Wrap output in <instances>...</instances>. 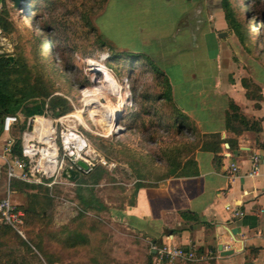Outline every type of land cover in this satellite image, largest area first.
Returning a JSON list of instances; mask_svg holds the SVG:
<instances>
[{"label":"rangeland","instance_id":"rangeland-1","mask_svg":"<svg viewBox=\"0 0 264 264\" xmlns=\"http://www.w3.org/2000/svg\"><path fill=\"white\" fill-rule=\"evenodd\" d=\"M4 1L11 26L2 31L11 46L2 54L12 56L15 62L12 85L37 87L41 95L49 93L65 99L64 107L59 105L55 111L73 115L71 119L99 158L107 162H97L92 172L102 167L107 174L98 184L87 177L91 172H84L80 179H88L87 184L58 179L52 186L17 187L24 200L22 208L34 207L43 216L27 215L23 239L14 233L2 237L0 224V264H42V259L67 264H145L151 256L150 240L132 235L114 221L108 215L109 208L132 203L137 183L156 185L172 177L174 170L173 176L191 172V155L198 137L192 131L176 135L169 130L172 105L161 97L164 81L157 78L150 62L125 53L142 51L120 47L146 49L165 63L170 61L171 42L152 41L142 48L140 35L124 34L111 11L109 17V11L99 15L106 0H30V7L33 2L37 7L30 12L15 8L11 0ZM232 2L243 12L240 19H246L253 32H259L251 10L261 9L259 15L264 18V0ZM3 9L2 2L0 13ZM260 27V34L253 36L249 48L238 41L231 27L229 30L249 60L264 64V21ZM142 28L145 32L150 28L152 35L159 29L170 33V26L166 25ZM99 34L112 47L101 45ZM164 52L166 55L161 56ZM172 75L176 79L179 73ZM84 92L115 109L118 126L109 128L96 122L82 99ZM48 112L54 115L53 109ZM96 200L107 208L99 209ZM200 261L201 257L195 254L189 263L208 262Z\"/></svg>","mask_w":264,"mask_h":264},{"label":"crops","instance_id":"crops-1","mask_svg":"<svg viewBox=\"0 0 264 264\" xmlns=\"http://www.w3.org/2000/svg\"><path fill=\"white\" fill-rule=\"evenodd\" d=\"M110 11L124 34L140 35L142 48L152 41L171 42L165 63L146 49L120 48L142 51L168 77L173 102L198 128L199 145L191 155L196 173L135 187L134 201L109 208L108 215L132 235L150 240L145 264H169L158 258L157 248L164 244L193 251L200 263L208 261L204 264H264V64L238 49L222 0H106L99 15L109 17ZM155 24L170 26V33L159 29L152 35L150 28H142ZM10 46L0 27V54ZM172 73L179 76L174 79ZM16 115L12 130L0 134V199L11 189L13 201L23 206L22 193L12 187L19 180L8 179L2 158L7 140L21 142L27 128L26 117ZM214 135L223 140L217 154L202 148ZM256 153L262 159L257 173L250 174ZM232 162L239 166L233 180L228 175ZM227 204L245 214L234 216ZM42 264L67 263L42 259Z\"/></svg>","mask_w":264,"mask_h":264},{"label":"built area","instance_id":"built-area-1","mask_svg":"<svg viewBox=\"0 0 264 264\" xmlns=\"http://www.w3.org/2000/svg\"><path fill=\"white\" fill-rule=\"evenodd\" d=\"M71 117V114L55 116L48 110L43 114L26 117L27 128L20 138L21 152L15 151L16 141L12 138L7 140L4 147L2 158L8 179H17L32 185L52 186L58 179L68 180L63 177V172L68 169L78 170L82 174L92 172L97 162L106 165L107 162L99 158L97 151ZM18 121V115H6L2 120L0 134L9 133ZM261 159L262 156L258 153L251 157L250 174L257 173ZM79 161L86 163L88 169H83L78 164ZM238 170V164L232 162L228 168V175L232 180ZM12 194L13 191L8 189L6 197L0 199V224L10 226L20 236L25 237V211L13 201ZM226 209L232 211L236 217L245 214L243 210L234 209L230 204L226 205ZM157 254L161 261L169 264L178 260H193L195 257L193 251L172 244H164L162 248L157 249Z\"/></svg>","mask_w":264,"mask_h":264},{"label":"trees","instance_id":"trees-1","mask_svg":"<svg viewBox=\"0 0 264 264\" xmlns=\"http://www.w3.org/2000/svg\"><path fill=\"white\" fill-rule=\"evenodd\" d=\"M223 1V8L225 11V16L226 20L229 24V26L232 28V30L235 32L237 35L238 39L240 42L248 47V43H251V40H253V36L255 34H260V25L264 21V18L262 16L260 17L259 11H257L254 8V11L251 9V17H253L254 24L257 26V32H253L250 24L246 22V19L242 18L240 19V16H242L243 12L242 10H239L234 6L232 0H222ZM3 11L0 13V27L4 31H8L9 27L11 26V22L8 20L7 15L8 13L5 10V1H3ZM37 7H34V2L31 4L30 9L36 10ZM39 25H42L41 20H38ZM96 30V29H95ZM100 37L98 38L99 42L101 45H110L108 41L103 39V36L99 34ZM111 49V48H110ZM252 49V47H251ZM128 53L129 56L136 57L138 59H145L146 62H150L152 65V71H154L157 75V78L162 79L165 84V90H164V95L161 96L162 98L166 99L172 106V114L170 115L169 122L171 123L170 126L168 127L169 130H173V132L176 135H184V133H187L188 131H192L195 135H198V128L192 121L189 120V118L184 115L176 106V104L173 102L171 98V92H172V87L169 82L168 77L146 56L142 54H133V53ZM52 65V64H51ZM65 69V68H64ZM15 72V62H13L7 54H0V128L2 126V120L6 115H16L18 112L22 113L25 117L32 116L34 114H43L45 111H50L51 109L54 110L53 114L59 115L60 112H56L55 109L60 105L63 106L66 104V100L62 98H57L49 94H43L41 95L40 89L37 87H14L12 85V80L11 77L14 75ZM38 97L40 99H38ZM149 97V96H148ZM232 109L238 110V107L235 105H232ZM233 114V118H236L237 116ZM230 120V119H229ZM228 120V122H229ZM211 140H205V142L202 145V148L204 150H210L215 152L216 154L220 152L221 150V145L223 140L221 139L220 136H211ZM198 142L196 144V147L198 146ZM195 147V148H196ZM15 151L16 152H21V142L18 141L15 146ZM217 159V156H216ZM95 172H91L87 177H89V180H92V183L98 184L103 178L104 175L107 174V171L102 168V167H97ZM176 170L173 171V174H175ZM197 171H192L191 173H196ZM189 173H184L182 175H190ZM172 174V176H173ZM86 177V176H85ZM80 179V178H79ZM88 179L86 178H81L78 180V183H84L87 184L89 182ZM21 184L25 186H37V185H32L28 184L25 182H20L16 181L12 183V187L17 188ZM41 186V185H38ZM143 184H138L136 187H141ZM84 201V198L81 197ZM96 203L99 205V209H106L105 204L99 203V201L96 200ZM87 205V204H86ZM22 207V206H21ZM25 216H24V225H23V230L26 232V227H27V217L29 216L30 213H33L34 216H43V212H40L39 214L36 213L35 208L31 207L30 209L25 210ZM28 215V216H27ZM185 215V214H184ZM2 237L7 236L8 234L14 233L16 236L22 238L14 229H12L10 226L2 225ZM23 239V238H22ZM48 259L49 257L46 256ZM49 263H53V260H49Z\"/></svg>","mask_w":264,"mask_h":264},{"label":"bare ground","instance_id":"bare-ground-1","mask_svg":"<svg viewBox=\"0 0 264 264\" xmlns=\"http://www.w3.org/2000/svg\"><path fill=\"white\" fill-rule=\"evenodd\" d=\"M20 7L25 8V11L30 12V0H23L20 4ZM82 99L86 103L91 117L96 122L103 125L104 127L109 128H115L116 126H118L115 120L118 117L115 116V114L117 113L115 109L110 107L107 103L91 97V94H89L88 92H84Z\"/></svg>","mask_w":264,"mask_h":264},{"label":"water","instance_id":"water-1","mask_svg":"<svg viewBox=\"0 0 264 264\" xmlns=\"http://www.w3.org/2000/svg\"><path fill=\"white\" fill-rule=\"evenodd\" d=\"M20 1L22 0H11V2L13 3V6L15 8H18L20 7ZM2 2V0H0V3ZM9 58L12 60V56H9ZM117 124H118V121H117ZM228 147V146H227ZM78 164L85 170L88 169V165L86 163H84L83 161H79ZM63 177L70 180V181H77L79 180V178L81 177V172L78 171V170H71V169H68L66 171L63 172Z\"/></svg>","mask_w":264,"mask_h":264}]
</instances>
